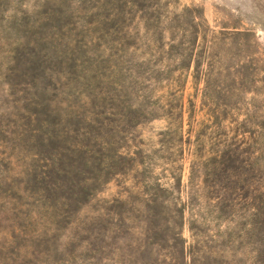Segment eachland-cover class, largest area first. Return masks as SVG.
<instances>
[{
    "label": "rangeland",
    "instance_id": "1",
    "mask_svg": "<svg viewBox=\"0 0 264 264\" xmlns=\"http://www.w3.org/2000/svg\"><path fill=\"white\" fill-rule=\"evenodd\" d=\"M42 1L5 14L77 22L43 41L0 30V51L38 54L15 75L3 58L0 264H251L264 0H133L124 20L117 0Z\"/></svg>",
    "mask_w": 264,
    "mask_h": 264
},
{
    "label": "trees",
    "instance_id": "2",
    "mask_svg": "<svg viewBox=\"0 0 264 264\" xmlns=\"http://www.w3.org/2000/svg\"><path fill=\"white\" fill-rule=\"evenodd\" d=\"M9 0H0V30L3 32L9 29H13L19 34L20 36L28 37V34L30 36H34V38L39 39L43 41L45 38H48L49 36L53 37L55 30H60L64 28L66 25H75L77 21H72V18L68 15H65L64 11L60 10H49L48 8H44L41 12L38 13L35 17H30L28 12L18 11V14L13 15H6V3ZM60 2V3H67L69 5L72 4H81L83 5L82 11H86V2L87 0H43L42 5H49L53 2ZM120 1L121 5H116L117 8L122 9V19H125V14L128 11H125V7L127 4L130 3V5H133V0H117ZM52 9V8H51ZM72 13V12H71ZM104 18V16H101ZM108 15H105V18H107ZM53 19V21H52ZM109 25H115L110 23ZM40 27V29H39ZM53 30L51 33H46L45 30L49 29ZM111 28V27H109ZM29 36V37H30ZM19 40V39H18ZM35 40V39H34ZM5 42L6 45L9 43V41L6 37L2 36L0 33V43L2 42V45H5L3 43ZM35 42H38L35 40ZM0 77H3L2 73V66L7 64V61H4L3 58H5V54H8L9 63L13 62L16 63V65H10L9 68H7V71H9V74H16L18 66L21 65H28L26 66V69L29 68L35 69L34 66L35 63L38 60V54L34 53V57H23V53L21 50L16 46L10 49H3L0 51ZM41 60V59H39ZM12 63V64H13ZM42 64L41 62L38 63V66ZM4 69V68H3ZM27 72H22V75L26 76ZM32 80H34V76L30 77ZM8 80V79H7ZM48 100V99H46ZM50 100V99H49ZM11 134V130L9 129L8 125H4L3 122L0 120V141L1 139L7 138V135ZM250 221L247 222V231L250 233L249 237L252 240V244H255L258 246V248H253V250H256V253L252 254V263L251 264H264V206L257 205L256 203H252L251 212H250ZM182 229V222L179 223V231L175 233V236L178 241L175 242L176 246H179L178 255H186L185 249L182 246V242L185 241L182 237V234L180 233ZM180 255V256H181ZM182 257V256H181ZM183 264V263H181Z\"/></svg>",
    "mask_w": 264,
    "mask_h": 264
}]
</instances>
